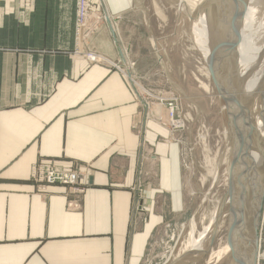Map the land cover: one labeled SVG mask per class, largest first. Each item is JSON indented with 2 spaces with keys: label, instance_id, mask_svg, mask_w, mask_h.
Segmentation results:
<instances>
[{
  "label": "crops",
  "instance_id": "obj_1",
  "mask_svg": "<svg viewBox=\"0 0 264 264\" xmlns=\"http://www.w3.org/2000/svg\"><path fill=\"white\" fill-rule=\"evenodd\" d=\"M90 2L108 22L80 49L95 63L76 0H0V264H152L181 207L179 149L114 66L110 24L139 0ZM44 160L77 165L82 191L37 190Z\"/></svg>",
  "mask_w": 264,
  "mask_h": 264
},
{
  "label": "rangeland",
  "instance_id": "obj_2",
  "mask_svg": "<svg viewBox=\"0 0 264 264\" xmlns=\"http://www.w3.org/2000/svg\"><path fill=\"white\" fill-rule=\"evenodd\" d=\"M176 3L177 0H139L134 11L127 15L115 14V24H110L112 37L117 40L122 53L120 62L114 66L123 69L130 79L138 98L144 104L145 121L153 120L165 128L170 135L161 139L174 143L179 149L183 190L181 207L175 214L170 212L167 218L169 227L166 229L169 236L165 238L161 249L157 246L162 241L154 246L155 260L152 264H169L177 255L182 254L192 237H204L200 244L201 249L191 250V254L185 256L188 259L184 257L178 264H230L231 251L215 258V253L226 244L229 217L227 214L223 216L213 238L209 237L212 226L209 228L208 224L217 207L218 215L221 210L226 212L228 208V203L223 201L224 204H221L220 201L229 189L236 139L231 140L228 108L226 110L225 99L217 86L221 78L224 86L227 85V68L224 69V75L216 76L217 72L211 71L197 46L199 41L194 39L192 33L195 23L192 19L200 9L195 8L190 14L187 7L180 9ZM89 7V23L93 27L84 40L108 23L103 12L92 8L90 0ZM213 9L212 12L215 10ZM210 17L213 16L208 17L213 19ZM107 18L109 20L108 16ZM214 21L210 20L211 29L216 27ZM209 34L212 35L213 45V32ZM201 50L206 51L203 47ZM97 58L101 60L99 55ZM130 71L133 73L129 74ZM233 74L234 71L228 75L234 77ZM169 103L173 105V117L169 112ZM250 106L249 103L246 107ZM155 107H158L157 110ZM238 124L239 141L248 144L250 141L251 145L256 144L252 148H262L260 141L257 145L256 139L253 140V133L254 136L250 135L249 141L247 140V127L241 119ZM251 164L250 168L243 166L241 170L237 169L238 172L242 171L241 185L245 189L248 187L244 189L243 207L249 227L255 199L261 190L264 201V174L261 172L257 178L252 159ZM259 178L263 179L260 184ZM245 182L248 186L244 185ZM201 232L206 234L199 238ZM257 232L259 264H264V214L259 220ZM202 250L205 251L204 254H201Z\"/></svg>",
  "mask_w": 264,
  "mask_h": 264
},
{
  "label": "bare ground",
  "instance_id": "obj_3",
  "mask_svg": "<svg viewBox=\"0 0 264 264\" xmlns=\"http://www.w3.org/2000/svg\"><path fill=\"white\" fill-rule=\"evenodd\" d=\"M243 1L244 0H177L176 4L177 6L180 7V9L183 10L187 7L190 14H192L193 9L195 8H198V10L200 9L197 12L196 16L192 19L195 22L193 23L192 33L194 39L197 42L199 41L197 43V46L199 47L202 55L205 56V61L207 62V65L210 66L211 71H213V73L217 72L216 76L218 77H220L221 74L224 75L223 73L225 72L224 69L227 68L226 70L227 74L225 75L230 77L229 80L231 81L232 84L234 82L233 86L242 87L241 90L242 98L240 100V104H241L240 106L246 110L247 104L249 103L251 104L250 108L248 109L250 110V114L253 118V124L255 125V131L258 138L256 139V137L253 134L251 135L255 137L253 138V140L256 139L257 145L259 141L262 143V148H260V146L259 149L254 148L256 146L250 148L251 151L250 155L252 156V160L254 163L253 169L255 168L254 169V171L256 172L255 176L257 177V175H260L261 172L262 174H264V108L262 102V93L264 91V0H248L246 3L247 7L245 9V12L243 13L244 15L242 17L243 21L241 27L239 30L236 29L241 34V36L238 40V43L235 46L234 49L235 51H232L231 53V57H232L230 58L232 63V65L230 63L231 67L229 64H228L229 66L226 67V61L228 60L227 58L228 55L225 52L226 50L224 49L228 36H231V34L234 35V32L236 31L233 28L236 22L235 16L238 7L241 5ZM212 9L214 10L213 12ZM210 15L213 16L210 18H213L215 21L213 19L208 18ZM210 20L216 22L215 24L216 27L214 26L213 29H211L210 27ZM211 26L213 27V25ZM209 32H213L214 35L213 40H215L214 41L215 44L212 43L213 45H211L212 35H210ZM201 47H203L206 51L201 50ZM232 71H234L233 74L234 77L228 75L229 72L232 73ZM221 79L218 81L219 84L222 86L224 85L223 84L224 82ZM242 99H244L245 101ZM155 108L157 110L158 107ZM228 111L230 118L229 130L231 129L230 134L232 136L231 140L232 138H234V140L236 139L237 141L233 140L235 142L234 145H236L239 144L240 142L239 141L240 131L238 132V127H239L238 121L239 119L242 120V117L240 114V110H238L234 101L233 102L231 101L230 106H228ZM256 149H258L257 150L258 152L256 151ZM234 170L235 168L232 169V171L230 170L231 182L235 174ZM256 180L257 179H255V181ZM262 180H260L259 178V184L260 181ZM262 182L264 183V180ZM262 182L261 184L263 185ZM247 183H249V181ZM247 183L245 182L244 185L245 184L247 185ZM227 197H228L227 195L224 196V198H222L220 203L221 204H224V202L228 203ZM218 212L219 211L217 207L210 217L211 219L208 224H209V228L210 225L212 226L211 232L215 222L217 221L216 219H218L217 217ZM250 217L253 216L251 215ZM204 234L206 233L201 232L199 234V238L202 237ZM202 238L195 239L192 237L189 243L186 245L187 247L184 248L182 253L191 250H200L201 249L200 244L203 240ZM192 247L194 248L192 249ZM228 251H230V247L226 242V244L222 247V249L218 250L216 253L214 252L215 258L216 259L220 258L223 253H226ZM185 258L188 259V257Z\"/></svg>",
  "mask_w": 264,
  "mask_h": 264
},
{
  "label": "water",
  "instance_id": "obj_4",
  "mask_svg": "<svg viewBox=\"0 0 264 264\" xmlns=\"http://www.w3.org/2000/svg\"><path fill=\"white\" fill-rule=\"evenodd\" d=\"M247 1L244 0L241 5L238 7L236 16H235V26L233 28L239 30L242 24V17L245 9L247 7ZM234 32V35L228 36L225 45V52L228 55V60L226 61V67L231 63V53L235 51V46L238 43V40L241 34L238 31ZM235 56V54H234ZM229 64V65H228ZM232 65V63H231ZM230 65V67H231ZM211 69V68H210ZM227 85H220L217 82V86L220 90V94L224 97L226 103V110L228 106H230L231 101L235 102L236 107L240 110V114L242 117V123L244 126L247 127V140L249 141L250 135L253 133L257 139V134L255 131V125L253 124V118L250 114V110L247 108L246 110L242 108L240 105V100L242 98L241 90L242 87H234L232 86L231 81L229 80V76ZM262 102L264 108V91L262 93ZM228 111V110H227ZM229 114V111H228ZM248 143L239 142V144L234 145V152H233V163L231 165V171L235 168V174L233 180L231 182V178L229 180V189L226 193L228 196V208L226 212H222L218 215V219L215 222L212 232L209 237L213 238L215 236V231L221 222V219L225 214L229 217L228 220V227H227V236L226 242L228 243L231 251V261L232 264H259V238H258V224L261 216L264 214V204H263V191H260L259 196L255 199L256 203L254 206V212L252 217L251 226L247 224L246 217L244 216V188L241 185L242 179V171H237V169H242L243 166L250 168L252 156L249 155L251 153V142ZM259 149V147H258ZM257 149V150H258ZM256 150V151H257ZM258 152V151H257ZM237 176V177H236ZM225 195V196H226ZM242 245V246H241ZM205 251L202 250V254ZM191 254L190 251L183 252L174 258L169 264H178L185 256Z\"/></svg>",
  "mask_w": 264,
  "mask_h": 264
},
{
  "label": "built area",
  "instance_id": "obj_5",
  "mask_svg": "<svg viewBox=\"0 0 264 264\" xmlns=\"http://www.w3.org/2000/svg\"><path fill=\"white\" fill-rule=\"evenodd\" d=\"M75 8L76 26L74 37L76 39L78 49L76 53L80 54L81 51L79 52V47L83 43L84 37H86L87 32L90 31L93 27V24L89 23V17L91 14L89 0H76ZM82 53L86 55L87 59L90 62L95 63V61H98V55L96 53H91L88 51ZM120 70L125 74L123 69ZM169 112L171 113V117H173L174 110L172 103H169ZM81 173L82 172L79 170L77 165L68 168V170H64L60 168L54 161L44 160L39 161L35 166H33V168L31 169L30 177L37 190H46L48 186L58 184L64 186L65 189L71 188L72 191L81 192L82 190L78 188V184H80L82 181L83 175Z\"/></svg>",
  "mask_w": 264,
  "mask_h": 264
}]
</instances>
